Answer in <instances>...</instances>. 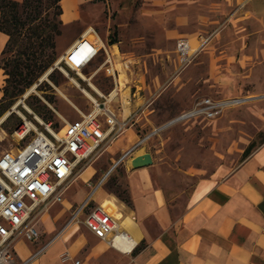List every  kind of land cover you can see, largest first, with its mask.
Returning <instances> with one entry per match:
<instances>
[{
  "label": "rangeland",
  "instance_id": "obj_1",
  "mask_svg": "<svg viewBox=\"0 0 264 264\" xmlns=\"http://www.w3.org/2000/svg\"><path fill=\"white\" fill-rule=\"evenodd\" d=\"M43 4L40 19L23 18L27 26L21 42H14L0 55V67L7 76L0 121L9 114L0 124V157L20 148L14 133L24 118L40 131L51 123L57 133L64 134L69 124L93 113V100H102L101 94L109 96L117 87L103 69L106 48L116 55L121 70V98H130L136 90L131 79L139 74L152 86L153 92L143 95L152 99L151 117L158 127L145 131L139 151L155 157V180L166 190L176 213L183 211L202 179L231 173L264 145V0H96L88 17L92 27L86 23L65 26L53 0ZM182 14L190 18L189 24H178L177 17ZM90 29L93 32L82 40ZM172 30L178 33L175 38L169 36ZM50 37L53 41L46 42ZM180 39L192 40L196 50L184 69H180L177 52ZM30 40L39 46L33 51L36 63L52 64L32 86L25 78L29 71L19 68L22 59L27 61L23 51ZM131 59L133 68L128 62ZM209 98L243 101L230 104L215 119L188 116L158 131ZM120 105L114 103L119 113ZM112 146H104L98 156L76 169L65 203L55 205L38 219L41 238L35 246H50L61 234L46 229L42 223L46 215H51L57 226L56 216L62 213L66 227L79 224L88 229L83 221L95 205L91 201L83 206L102 180L99 189L116 199H121L118 195L128 196L125 170L132 167L131 160L139 151L108 175L125 155L110 165ZM86 171L95 172L87 179L89 183L84 181ZM99 189L92 199L96 203ZM67 200L73 204L68 211L64 207H70ZM79 211L81 217L73 221Z\"/></svg>",
  "mask_w": 264,
  "mask_h": 264
},
{
  "label": "crops",
  "instance_id": "obj_2",
  "mask_svg": "<svg viewBox=\"0 0 264 264\" xmlns=\"http://www.w3.org/2000/svg\"><path fill=\"white\" fill-rule=\"evenodd\" d=\"M94 1L61 0L63 13L60 18L64 25L86 23L87 27H92L94 24L88 17ZM177 20L182 26L190 23V18L183 14ZM169 34L172 38L178 35L176 30ZM9 40L8 34L0 30V55ZM128 62L133 68V60ZM126 65L130 69V64ZM139 76L131 79L137 92H131L129 99L123 95L120 100L123 118L136 117L132 126L113 143L110 165L144 141L148 128L158 127L151 117L154 112L152 99L143 95L148 91L152 93V86L144 76ZM6 78L0 67V102L5 96ZM146 153L150 152L139 151L133 158ZM151 155L152 166L139 169L128 166L125 170L131 204L116 199L103 188L99 189L98 202L92 201L94 208L103 206L119 220L123 230L133 239L132 250L119 251L79 224L66 227L62 222L65 215L59 213L56 216L59 226L51 220V215L42 220L50 232L58 230V234L61 233L59 238L47 247L48 243L35 246L28 241L20 242L16 248L19 259L26 261L46 247L29 264H65L61 256L67 251L85 264H264V145L231 173L202 179L181 213H176L166 190L155 180V157ZM86 172L89 175H85L84 181L89 183L87 179L95 172ZM86 186L81 187V191ZM67 202L70 207L66 204L64 207L68 211L73 204Z\"/></svg>",
  "mask_w": 264,
  "mask_h": 264
},
{
  "label": "built area",
  "instance_id": "obj_3",
  "mask_svg": "<svg viewBox=\"0 0 264 264\" xmlns=\"http://www.w3.org/2000/svg\"><path fill=\"white\" fill-rule=\"evenodd\" d=\"M105 50L107 56L103 69L115 80L117 87L109 96L101 94L102 100H93V113L69 124L64 134L57 133L51 123L46 125L45 131H40L34 123L24 118V123L14 133L20 148L0 157V264H29L45 250L46 247L22 261L16 248L22 241L35 243L40 240L38 219L55 205L65 203L66 193L76 179V169L98 156L104 146L119 140L132 126L136 115L123 118L114 108V103L121 100V70L116 55L107 48ZM177 52L180 69L187 68L196 54L188 39L178 41ZM137 90L136 87L135 92ZM230 102L205 99L189 115L191 118L215 119L229 107ZM142 145L143 141L125 153L123 158L133 157ZM97 189L86 200L83 208L93 201ZM81 213L77 212L73 221ZM89 214L83 221L84 225L113 248L120 250L117 241L131 239L119 220L105 207L98 206ZM61 259L65 264H85L69 251L63 253Z\"/></svg>",
  "mask_w": 264,
  "mask_h": 264
},
{
  "label": "trees",
  "instance_id": "obj_4",
  "mask_svg": "<svg viewBox=\"0 0 264 264\" xmlns=\"http://www.w3.org/2000/svg\"><path fill=\"white\" fill-rule=\"evenodd\" d=\"M61 0H53L54 6H57V16L61 17L63 10ZM44 0H24L23 2H16L13 0H0V10L2 11V16L0 18V30L7 33L10 37L9 43L7 44V49L15 42L19 44L22 39L23 30L26 29L27 24L23 23V18L27 17L31 21L40 19L43 14ZM40 29V27H37ZM39 37V36H38ZM52 42L53 38L50 37L46 42ZM30 45L23 51V55L27 56L26 60L20 61V69L26 68L29 73H26V79L29 78V86H32L37 79L44 74L51 66V62L43 61V64L36 63L35 60V49L38 50L39 46L36 42L32 40L29 41ZM114 43V41H112ZM22 66V67H21ZM21 70V71H22ZM123 201L131 204V198L128 196L118 195Z\"/></svg>",
  "mask_w": 264,
  "mask_h": 264
},
{
  "label": "water",
  "instance_id": "obj_5",
  "mask_svg": "<svg viewBox=\"0 0 264 264\" xmlns=\"http://www.w3.org/2000/svg\"><path fill=\"white\" fill-rule=\"evenodd\" d=\"M62 60H64V58L62 59ZM54 70H52V71H50V73L51 72H53ZM184 117H179V118H177V119H175V121L173 120V121H171L170 123H168L167 125H165V126H163L162 128H160V129H158V131H161V130H164V129H166V128H168L169 126H171V125H175V123H177V122H179V121H181L182 119H183ZM157 131V132H158ZM154 134H156V132H154L152 135H154ZM151 135V136H152ZM151 136H149V137H151ZM126 157H124V158H122L113 168H112V170L108 173V175L117 167V165L120 163V162H122L124 159H125ZM153 163H154V160H153V157H152V155L150 154V153H146V154H143V155H139V156H137V157H135V158H133L132 160H131V164H132V166L135 168V169H139V168H144V167H149V166H152L153 165Z\"/></svg>",
  "mask_w": 264,
  "mask_h": 264
},
{
  "label": "bare ground",
  "instance_id": "obj_6",
  "mask_svg": "<svg viewBox=\"0 0 264 264\" xmlns=\"http://www.w3.org/2000/svg\"><path fill=\"white\" fill-rule=\"evenodd\" d=\"M93 29H90V30H87L86 31V33L84 34V37H86V35L88 36L89 35V33L90 32H93L92 31ZM103 42V41H102ZM77 44V42L68 50V53L69 52H71L72 50H73V48L75 47V45ZM79 44V43H78ZM103 44H104V42H103ZM64 58V57H63ZM62 58V59H63ZM243 100H235V101H231L230 103L231 104H236V103H239V102H242ZM8 115L9 114H7L5 117H3L2 118V120L0 121V124L3 122V121H5V118H7L8 117ZM191 115V114H190ZM190 115H189V113L188 114H185V115H183V116H181V117H184L183 119H185V118H188V116L190 117ZM182 119V120H183ZM133 246H134V242H133V240H132V238L131 239H128V240H126V241H117V247L121 250V251H125V252H128V251H130V250H132V248H133Z\"/></svg>",
  "mask_w": 264,
  "mask_h": 264
}]
</instances>
